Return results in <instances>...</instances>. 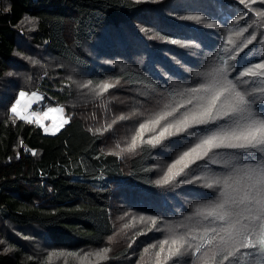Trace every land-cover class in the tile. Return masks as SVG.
I'll list each match as a JSON object with an SVG mask.
<instances>
[{
	"label": "trees",
	"instance_id": "1",
	"mask_svg": "<svg viewBox=\"0 0 264 264\" xmlns=\"http://www.w3.org/2000/svg\"><path fill=\"white\" fill-rule=\"evenodd\" d=\"M246 3L0 0V264H264L258 228L256 246L237 245L227 261L215 247L167 252L173 235H202L209 226L205 215L220 192L205 185L257 167L261 147L207 156L197 149L176 163L204 129H215L194 126L158 145L147 131L148 121L182 103L185 89L210 81L222 63L252 110L264 111V76L239 74L264 64V0ZM21 89L63 107L67 123L48 133L12 113ZM189 160L174 181L155 183ZM101 248L105 259L95 256Z\"/></svg>",
	"mask_w": 264,
	"mask_h": 264
},
{
	"label": "snow or ice",
	"instance_id": "2",
	"mask_svg": "<svg viewBox=\"0 0 264 264\" xmlns=\"http://www.w3.org/2000/svg\"><path fill=\"white\" fill-rule=\"evenodd\" d=\"M238 2L247 8L246 0H238ZM257 14L259 15V13ZM244 15H248L247 11H244ZM188 19L200 20L201 17L190 16ZM240 19L241 17L237 16V20ZM213 26L218 27V25ZM159 39L167 38L159 37ZM255 39L256 37L253 36L251 40H248V43L251 44ZM171 42L180 43L177 40ZM257 67L261 69L260 72L252 70ZM229 68L230 65L222 63L220 67L213 70L210 81L198 83L197 87L185 89L182 94L184 96L182 103L176 104L170 110L163 111L155 119L148 121L147 123L152 127L147 131L153 133L149 138V143L158 145L168 137L180 134L191 135L194 126L209 125L211 129L215 130L204 129L207 134L199 139V143L194 148H189L187 152L183 153L176 163H180L185 157L195 153L197 149H203V156H207L212 149L222 147L247 149L260 146L261 151H264V111L257 113L252 110V100L238 89V82L228 78ZM239 74L241 77H244L245 74L252 77L264 76V64L252 65ZM91 83L92 81H88V84ZM110 87H112L110 84L103 86V88ZM259 91H264V89ZM18 95L19 98L15 99V103L11 105V112L21 115L22 109L18 107L21 105L20 98L26 97L29 93L21 89ZM31 95L35 97L37 93L32 92ZM23 118L29 119L28 116ZM119 119L123 120L125 117ZM139 127L140 134H142L146 125L141 123ZM200 158L201 154L199 153L194 157V159ZM192 162L189 160L174 175L169 174L172 173V168H169L162 180H157L155 183L158 185L169 184ZM185 182L187 181L184 179L178 181V183ZM205 187H216L220 192L218 201L207 210L205 215L209 226L203 228L202 235L193 234L191 231L183 235H173L170 238L171 246L167 249L168 257L183 255L185 252L201 254L215 247L225 253L223 259L227 261L234 254L233 250L237 245L241 248L256 246L257 242L253 238L256 228L264 233V159L255 168L245 166L243 174L237 180H233L231 177L218 178L213 183L206 184ZM150 219L155 223V217ZM0 243L5 242L0 241ZM258 243L264 247V235L259 238ZM168 244L169 240L160 242V252H164V246ZM11 250V248H6L5 252ZM107 251L108 249H101L96 255L100 259H104L101 253ZM51 255L52 253H49V256ZM87 255L88 253H85V256Z\"/></svg>",
	"mask_w": 264,
	"mask_h": 264
},
{
	"label": "rangeland",
	"instance_id": "3",
	"mask_svg": "<svg viewBox=\"0 0 264 264\" xmlns=\"http://www.w3.org/2000/svg\"><path fill=\"white\" fill-rule=\"evenodd\" d=\"M175 4L181 6L179 3ZM36 93L35 97L29 94L24 98H20L21 105L18 107L22 109V114L18 116L21 118L28 116L29 120L42 126L48 133L58 132L69 120L65 109L61 106H44L43 96L38 92ZM160 159L163 160V157H160ZM164 165L165 163H163V167ZM163 169L160 168L161 171Z\"/></svg>",
	"mask_w": 264,
	"mask_h": 264
},
{
	"label": "bare ground",
	"instance_id": "4",
	"mask_svg": "<svg viewBox=\"0 0 264 264\" xmlns=\"http://www.w3.org/2000/svg\"><path fill=\"white\" fill-rule=\"evenodd\" d=\"M195 218H196V217H195ZM188 219H189V218H188ZM197 219H199V218H197ZM201 219H202V218H201ZM203 219H204V218H203ZM195 220H196V219H195ZM195 220H191V221H192L191 223L193 224V221H195ZM189 222H190V221H189ZM199 222H200V221H199ZM194 223H195V222H194ZM196 223H197V221H196ZM202 223H203V222H202ZM194 226H196V225H194ZM82 246H83V245H82ZM84 246H85V245H84ZM89 246H90V245H89ZM91 247H92V246H91ZM89 248H90V247H88V250L90 251ZM97 248H98V247H97ZM81 249H82V248H81ZM101 249H102V248H101ZM93 250H94V249H92V251H93ZM84 251H85V250H84ZM84 251H83V252H84ZM108 252H109V251H108ZM108 252H107V253H108ZM84 253H85V252H84ZM105 253H106V252H105ZM88 254H89V253H88ZM92 254H93V253H92ZM92 254H90V255H92ZM90 255H89V256H90ZM102 255H103V254H102ZM95 256H97V255H96V252H95ZM95 256L92 255L93 259L95 258V260H96V257H95ZM90 257H91V256H90ZM97 257H98V256H97ZM109 257H110V256H109ZM104 259H105V258H104ZM10 261H11V260H10ZM35 262H36V261H35Z\"/></svg>",
	"mask_w": 264,
	"mask_h": 264
}]
</instances>
